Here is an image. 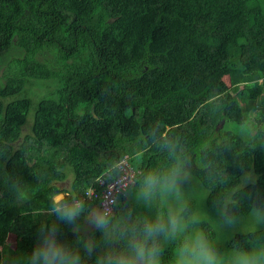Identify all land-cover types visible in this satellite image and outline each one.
I'll return each instance as SVG.
<instances>
[{
	"label": "trees",
	"instance_id": "1",
	"mask_svg": "<svg viewBox=\"0 0 264 264\" xmlns=\"http://www.w3.org/2000/svg\"><path fill=\"white\" fill-rule=\"evenodd\" d=\"M14 46L24 56L8 65L17 73L0 81V264H28L57 193L80 198L122 161L134 169L133 185L168 166L165 143L186 161L180 200H194L175 242L162 241L161 264H175L201 222L200 231L214 239V225L201 214L220 213L225 197L237 222L260 219L264 0H0V55ZM49 52L56 66L39 58ZM32 80L56 88L39 100L25 132ZM252 113L255 137L226 129ZM251 243H264V227L236 234L229 245Z\"/></svg>",
	"mask_w": 264,
	"mask_h": 264
},
{
	"label": "clouds",
	"instance_id": "2",
	"mask_svg": "<svg viewBox=\"0 0 264 264\" xmlns=\"http://www.w3.org/2000/svg\"><path fill=\"white\" fill-rule=\"evenodd\" d=\"M162 147L171 161L168 166L145 172L131 186V171L123 161L105 171L99 177L104 184L98 204L57 193L63 198L51 199L48 213L53 219L37 230L28 264H161L162 241L175 242L185 228L186 210L164 207L181 197L186 161L176 145ZM246 182L252 183L251 178ZM229 205V197L219 205L227 225L235 219ZM139 208L145 213H139ZM197 222L195 217L189 221ZM61 226L68 228L73 239L62 235ZM175 264H264V243H251L248 248L236 244L231 253H221L203 232H197L194 240L179 246Z\"/></svg>",
	"mask_w": 264,
	"mask_h": 264
},
{
	"label": "rangeland",
	"instance_id": "3",
	"mask_svg": "<svg viewBox=\"0 0 264 264\" xmlns=\"http://www.w3.org/2000/svg\"><path fill=\"white\" fill-rule=\"evenodd\" d=\"M260 1V0H259ZM24 56V51L14 46L12 47L7 53L4 55H0V81L4 82L6 76L8 75H15L17 71L11 72L9 70L8 65L13 59L21 58ZM39 58L42 61H46L50 63L51 65L56 66L57 61L55 60V53L49 52L47 55H40ZM7 72V73H6ZM6 73V74H5ZM5 75V76H4ZM4 76V79H2ZM225 81L228 85L229 84V78H225ZM56 88V83L54 81H37L32 80L29 82L27 86V94L31 98L33 104L32 108L28 117L27 124L25 126V132H30L32 130L34 118H35V109L39 102V100L54 91ZM258 117L256 114L252 113L249 116V119L246 121L245 124H238L233 122H227L226 123V129L231 131L232 133L238 135L243 140H249L257 133L259 130V125L257 123ZM133 169V168H132ZM131 173L134 175V170H131ZM73 176L70 174L69 180H67L64 183H61V186L63 189H69L70 182L72 180ZM203 189V188H202ZM60 197V198H58ZM61 196H56L57 200L62 199ZM193 199V197H190L186 199L184 202L182 200H170L171 206L174 207L175 210L180 211L181 209H185L188 203H190ZM169 206V203H168ZM201 207V206H200ZM201 209H203L201 207ZM202 218L210 220V222L214 225V230L216 231V234L214 236V239L210 241L213 246L221 253H231L234 248H231L228 246V243L231 241V239L239 233L242 232H249L254 233L255 229L263 228L264 227V211L260 212V219L256 218L255 221H249V220H242V221H236L234 220V223L231 225H227L224 223L223 217L220 215V213L214 209L203 212L201 214ZM187 225V224H186ZM204 225L203 222H201L199 229L197 231H192L191 229V235H189V240H194V237L197 232H201L200 228ZM188 240V241H189ZM8 242L12 247L16 246V237L13 234L9 235ZM1 249V248H0Z\"/></svg>",
	"mask_w": 264,
	"mask_h": 264
},
{
	"label": "built area",
	"instance_id": "4",
	"mask_svg": "<svg viewBox=\"0 0 264 264\" xmlns=\"http://www.w3.org/2000/svg\"><path fill=\"white\" fill-rule=\"evenodd\" d=\"M122 163H126L128 168L130 169V171L133 170L132 167L128 164L127 161H123ZM134 174H135V172H134ZM131 175H132V179L129 181V185L132 183L133 178H134V175L132 173H131ZM103 184H104V178H98L93 183V185H91L87 189V191L83 194L82 197L76 198V199H82L85 202L98 200L97 196L103 190Z\"/></svg>",
	"mask_w": 264,
	"mask_h": 264
}]
</instances>
